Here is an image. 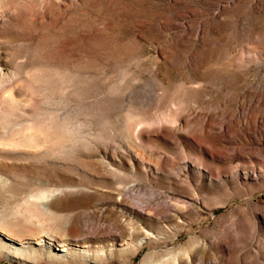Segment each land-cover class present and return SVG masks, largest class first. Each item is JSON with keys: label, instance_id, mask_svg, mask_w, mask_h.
<instances>
[{"label": "rangeland", "instance_id": "374dc122", "mask_svg": "<svg viewBox=\"0 0 264 264\" xmlns=\"http://www.w3.org/2000/svg\"><path fill=\"white\" fill-rule=\"evenodd\" d=\"M264 0H0V264H264Z\"/></svg>", "mask_w": 264, "mask_h": 264}, {"label": "bare ground", "instance_id": "6f19581e", "mask_svg": "<svg viewBox=\"0 0 264 264\" xmlns=\"http://www.w3.org/2000/svg\"><path fill=\"white\" fill-rule=\"evenodd\" d=\"M262 215H263V217H264V211H262Z\"/></svg>", "mask_w": 264, "mask_h": 264}]
</instances>
